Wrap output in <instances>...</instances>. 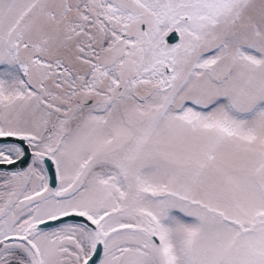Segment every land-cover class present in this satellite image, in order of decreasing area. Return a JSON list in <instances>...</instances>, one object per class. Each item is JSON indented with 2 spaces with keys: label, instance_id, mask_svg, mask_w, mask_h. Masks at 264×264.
Segmentation results:
<instances>
[{
  "label": "snow or ice",
  "instance_id": "obj_1",
  "mask_svg": "<svg viewBox=\"0 0 264 264\" xmlns=\"http://www.w3.org/2000/svg\"><path fill=\"white\" fill-rule=\"evenodd\" d=\"M0 264H264V0H0Z\"/></svg>",
  "mask_w": 264,
  "mask_h": 264
}]
</instances>
